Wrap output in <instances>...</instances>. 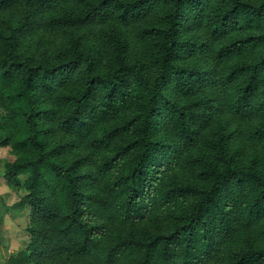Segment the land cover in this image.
Segmentation results:
<instances>
[{"label":"trees","instance_id":"1","mask_svg":"<svg viewBox=\"0 0 264 264\" xmlns=\"http://www.w3.org/2000/svg\"><path fill=\"white\" fill-rule=\"evenodd\" d=\"M0 146L6 264H264V0H0Z\"/></svg>","mask_w":264,"mask_h":264},{"label":"rangeland","instance_id":"2","mask_svg":"<svg viewBox=\"0 0 264 264\" xmlns=\"http://www.w3.org/2000/svg\"><path fill=\"white\" fill-rule=\"evenodd\" d=\"M191 27L192 26H186L183 28L182 36L184 38L192 39V38H195L198 36L197 31ZM127 33L129 35V37L131 38V40H133L132 46H133V52L135 53V55L137 57L143 56L144 51L140 47L139 43H137L135 41L132 29H129L127 31ZM223 122L228 123L236 131V136H235L234 140L232 141V146L236 147L239 150L240 160L244 161L249 156V154L254 150V148H257L258 150H260V148H258V146H256L251 140H249L247 138V136L245 134L244 124L237 122L232 114L222 113L220 115H217L215 119H213V120L211 119V121L208 123L206 128H208L207 130L209 133L210 132L211 133L216 132ZM12 158H13V155L10 153L9 149L7 147L0 146V170L3 171V167H2L3 163L6 160H9ZM261 159H262V163L264 165V152L262 153ZM28 221H29V216L27 214L22 219V222L20 225V232H18L19 234L16 232V233H13V235H12V238H14V239L18 238L19 239L20 244L13 243L11 241H7L6 239H5L6 241H4V242L0 240V264H6L5 263V259H6L5 253L7 254L9 252V250H8L9 247L14 248V250H15L14 254H16L17 252H19L20 250H23L25 248V246H26L25 242H27L29 239V234L26 230V228L28 226ZM14 239H11V240H14Z\"/></svg>","mask_w":264,"mask_h":264},{"label":"crops","instance_id":"3","mask_svg":"<svg viewBox=\"0 0 264 264\" xmlns=\"http://www.w3.org/2000/svg\"><path fill=\"white\" fill-rule=\"evenodd\" d=\"M2 147H7V146H2ZM7 148L9 149V147ZM13 159L14 156L12 159L6 161H12ZM24 193L25 190L22 187H17V188L9 187L3 176V171L0 170V240L3 242L7 240L13 243L20 244L19 239L16 237H15L16 239L12 238V235L13 233L20 232V225L23 217H25L27 214L29 216L30 208L28 205H24L23 207L16 205V202L22 197ZM27 242H25V244ZM8 250L9 252L7 254L5 253L6 256L5 263L7 258L15 253V250L12 247H9Z\"/></svg>","mask_w":264,"mask_h":264}]
</instances>
